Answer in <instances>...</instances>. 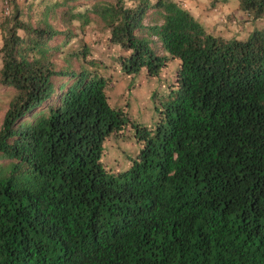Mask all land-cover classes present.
<instances>
[{
    "label": "trees",
    "instance_id": "16d2710c",
    "mask_svg": "<svg viewBox=\"0 0 264 264\" xmlns=\"http://www.w3.org/2000/svg\"><path fill=\"white\" fill-rule=\"evenodd\" d=\"M2 1L0 264H264V28L215 34L183 0ZM168 60L153 124L109 167L128 119L108 85Z\"/></svg>",
    "mask_w": 264,
    "mask_h": 264
},
{
    "label": "rangeland",
    "instance_id": "374dc122",
    "mask_svg": "<svg viewBox=\"0 0 264 264\" xmlns=\"http://www.w3.org/2000/svg\"><path fill=\"white\" fill-rule=\"evenodd\" d=\"M182 3L192 12L193 16L204 27L215 34L224 37L246 36L253 28H264V17L249 22L241 15L237 0H229L226 3H218L211 6L210 0H183ZM9 12L8 5L0 0V17ZM86 39H93L91 34ZM1 40V39H0ZM1 43V42H0ZM176 62L168 60L161 71L162 74L148 78L138 74L122 73L119 80L108 85L107 93L109 101L114 106L122 107L127 116V123L119 133H113L104 141V155L102 161L109 167H125L129 163L132 152H137L140 144L133 137L132 123L152 125L154 122L156 101L159 100V91L165 89V85L174 76ZM3 89L0 88V95ZM158 91V92H157ZM7 96L0 97V123L3 119ZM137 149V150H136Z\"/></svg>",
    "mask_w": 264,
    "mask_h": 264
}]
</instances>
